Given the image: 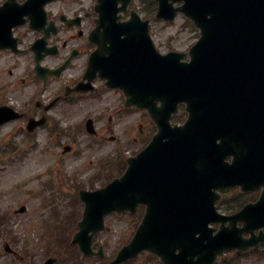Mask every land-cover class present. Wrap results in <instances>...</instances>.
<instances>
[{"label": "water", "instance_id": "1", "mask_svg": "<svg viewBox=\"0 0 264 264\" xmlns=\"http://www.w3.org/2000/svg\"><path fill=\"white\" fill-rule=\"evenodd\" d=\"M46 1L27 0L12 16L16 19L26 11L41 10ZM168 1L160 0V17H172L174 10ZM179 9L201 31L189 50L191 60L182 61L183 54L156 53L151 59L134 61L140 63V70L125 71L124 67L115 77L131 102L149 109L159 132L143 153L129 159L122 177L86 198L79 234L86 242L91 238L89 229L96 233L103 227L105 214L134 211L139 203L148 205L142 227L119 261L143 249L165 253V245L177 248L180 243L182 254L198 253L204 259L239 246L242 230L232 235L222 228L217 236L206 238V243L194 236L206 232L208 222L218 219L212 213L216 210L213 188L221 169L229 165L224 161L225 141L233 135L248 141L229 165L236 182L244 188L264 185V0H185ZM1 16L0 23L4 21ZM139 27L147 34L146 23ZM151 94L161 100L160 107ZM180 102L187 103L189 119L172 127L169 120ZM218 138L223 142L217 143ZM245 209L247 217L263 223L264 190L259 202ZM259 239L264 235L251 244Z\"/></svg>", "mask_w": 264, "mask_h": 264}, {"label": "flooded vegetation", "instance_id": "2", "mask_svg": "<svg viewBox=\"0 0 264 264\" xmlns=\"http://www.w3.org/2000/svg\"><path fill=\"white\" fill-rule=\"evenodd\" d=\"M24 1L18 0L19 3ZM110 1L112 0H52L45 5V12L37 10L26 14L24 23L13 28L14 41L15 38L18 39L19 47L23 51L15 53L11 49H0V81L4 83V88L12 91L11 94L15 91L17 81L26 87L33 85L35 91L39 92V96H35L19 110L24 114L22 118L25 123L24 129L28 118L32 116L41 118L46 115L48 123H52V111L59 105L64 111L68 109L67 107L76 109L87 102L97 101L98 104L103 103L104 107L94 114L100 130L93 137V141L97 142L98 138H101V141L105 139L107 142L106 146L98 147L97 151L102 147L114 151L120 145V140L127 144L129 140L134 139L142 144L155 132L156 127L145 110L125 107V98L119 89L106 88L100 80L96 81V88L90 92H73L70 88L79 82L86 83L84 74L92 55V60L96 59L94 62L96 68L93 71L99 72L100 69H104L111 74L116 73L119 58H143V43L146 37L140 32L139 24L142 22L133 21L134 26L127 25V21L134 13L143 19H149L152 43L155 41L157 47H161L153 30V24L156 22L154 17L158 9L156 0H125L124 6L119 0L117 5H107ZM116 8L119 9L115 10ZM119 35L121 40H118ZM34 44L39 46L33 47ZM146 49V55H151L150 44ZM35 50H40L43 54L46 52L41 60V66L51 70L60 69L58 73L60 77L51 75L48 70L43 74L35 71ZM23 63L24 68H21ZM97 91H103L102 98H95ZM66 92H69L67 97ZM112 93L115 95H109ZM9 95L2 96L0 106L10 105L12 97ZM59 97L61 99L57 105L51 111H46V105ZM134 117L136 129L130 124L126 125L127 136L125 129L119 130L121 123ZM88 136L91 142V134ZM224 199L245 204L251 201L252 197L240 199L228 193ZM50 257L56 259L53 264H91V256H80L78 248L72 244L56 248L48 258ZM141 258L142 256L123 264H144Z\"/></svg>", "mask_w": 264, "mask_h": 264}, {"label": "rangeland", "instance_id": "3", "mask_svg": "<svg viewBox=\"0 0 264 264\" xmlns=\"http://www.w3.org/2000/svg\"><path fill=\"white\" fill-rule=\"evenodd\" d=\"M153 30L155 38L160 43L162 50H167L170 45L178 50H187L197 40L195 33L184 27V20L182 18L178 19L174 25L155 22L153 24ZM109 95L115 94L112 93ZM103 107V103L98 104L97 101H91L80 105L75 111H71L74 109L67 107L68 109H65L64 111L57 108L54 110V113L61 116L64 123H66L79 120L86 110L95 113L100 111ZM128 124L136 129V117L121 123L119 130L125 129L127 136L128 130L125 126ZM9 129H11V127L2 130L1 132H8ZM15 139L17 143L25 144V138L23 136H16ZM38 140L40 144L39 147L31 151L26 159L16 163L14 166L8 167L7 170L0 172V211L7 210L12 216L11 228L13 234H16L18 237V241L11 244L18 246V248L27 246L35 255V258L39 260L44 255V250L41 245V232L46 229V226H44V215L41 214L37 208L39 198L28 196L25 190H39L41 188V176L46 173V168L53 160L52 154H54V151L57 150L58 147L56 145L51 146L50 144L47 146V136L43 132L38 135ZM134 144V139L128 141L126 149L135 152L137 146ZM107 151L108 150L105 148H101L97 152H88L87 150H84L83 157H72L67 159L65 169L70 174L78 173L79 175H86L88 174V171L83 174L82 165L84 162L89 157H91V160L99 158ZM93 172H95V169L91 166V174ZM24 181H27V183L22 184L23 189H19L15 186V182L17 185ZM58 181L62 184V178L60 175H58ZM102 181L103 180H99L96 185H100ZM21 205L27 206V210L24 213H15ZM74 213L75 211L68 214L66 217L62 214L61 225L67 226V224L70 223L69 218L72 216L71 214ZM126 228L128 229L127 232H125ZM129 231L130 227L128 228L125 222L115 221L114 227H112L109 233L104 235L103 238L107 244L111 243L114 247L119 244L121 238L128 236ZM6 240L9 241V239L2 236L0 238V246L5 244ZM262 249H264V247ZM258 255L261 256V252ZM15 261L14 258L6 255V253L0 249V264H13ZM236 264H264V257L257 258L252 255L242 256Z\"/></svg>", "mask_w": 264, "mask_h": 264}]
</instances>
